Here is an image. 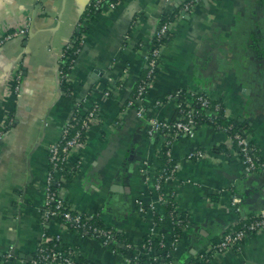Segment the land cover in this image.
I'll return each mask as SVG.
<instances>
[{"label": "crops", "instance_id": "crops-1", "mask_svg": "<svg viewBox=\"0 0 264 264\" xmlns=\"http://www.w3.org/2000/svg\"><path fill=\"white\" fill-rule=\"evenodd\" d=\"M181 1L123 0L88 20L90 0H0V36L18 27L33 35L27 47L22 38L0 46V127L7 124L0 138V264L10 253L32 256L12 264H33L45 230L78 257L102 264H126L143 251L140 245L153 231L169 244L171 221L154 222L155 212H163L154 179L164 138L157 134L160 143L155 144L148 119H175L178 90L222 102L229 117L247 127L264 160V0H201L182 13L171 25L143 96L146 115H138L135 90L147 77L153 38L162 17L178 11ZM79 25L86 28L83 46L63 81V50ZM64 82L71 84L70 94ZM93 106L98 116L85 132V144L70 154L58 193L78 211L100 212L106 227L131 245L128 252L43 215L49 148L76 112ZM229 139L228 132L202 124L194 136L171 144L179 167L165 187L191 221L171 264H264V231L248 234L240 250L207 262L199 258L213 240L264 209V173L248 177L238 156L213 150ZM195 149L216 156L191 160L188 154ZM139 203L147 209L140 211Z\"/></svg>", "mask_w": 264, "mask_h": 264}, {"label": "built area", "instance_id": "built-area-1", "mask_svg": "<svg viewBox=\"0 0 264 264\" xmlns=\"http://www.w3.org/2000/svg\"><path fill=\"white\" fill-rule=\"evenodd\" d=\"M123 0H90L87 6V14L92 11H102L105 9L113 10L118 7V5ZM201 2V0H182L181 7L178 10V13H174L175 18L171 20L168 18L165 20L160 27H158L155 36L161 37L162 35H166L170 32L172 23L181 16L182 13L191 12L194 8ZM179 12L181 14L179 15ZM173 13V12H172ZM28 30L27 28H15L9 32H7L4 36H0V46H2L7 41L13 38H25L27 36ZM80 42H82L83 37L81 35ZM82 44V43H81ZM165 44L159 43L157 46L149 50L147 54V78L148 81L145 84H141L138 86L136 100H143V96L147 92L150 83L152 82L158 67H159V60L161 59L162 49L164 48ZM72 44L71 41L66 45L65 49L63 50L62 56V65H61V74L62 80L66 79V76L69 74L73 63L75 60H69V57L66 55V49L71 48ZM81 49H78L76 52H80ZM20 83H21V74L18 73L15 82L13 83V90L15 93H19L20 90ZM109 91L106 92V95H109ZM176 99H178V115L175 120H158L156 118H149L148 119V134L153 136L155 134H160L164 138V142L167 143L169 147V154L171 156L170 147L172 142L177 138L182 137H192L195 135L197 130V121H196V114L197 109L196 106L200 105L203 107L208 108L211 104V98H209L206 94L203 93H191L189 91L178 90L177 93L174 95ZM182 98V100L180 99ZM133 102H130V105H133ZM138 115L140 117H144L146 115V109L143 105H140L137 108ZM99 108L97 106H93L90 110L84 113V117L81 123V129H73V125L69 123L63 129L61 138L59 141L51 144L49 148V172L47 175V180L44 189V209L43 215L45 221H56V217L62 216L65 220L70 221L73 225L76 226V229H72L80 234L79 228H84L87 226V223L82 222L81 218V211H78V214H72L71 210L66 207V210H63L64 199L60 197L58 191L52 189L53 181L57 182L60 186L61 181L63 179V173H65L66 164L70 154L77 148L82 147L85 144V132L94 122L95 118L98 116ZM226 115L227 110H226ZM229 116V115H228ZM7 128V124H4L0 127V138L5 133ZM74 131V134L70 135V132ZM165 131V132H164ZM229 134V133H228ZM168 135H171L172 138L169 139ZM229 153H234L238 156L245 168L246 173H257L262 172L264 173V160H256L250 152L249 148V138L246 135V132L237 133L233 137L229 134ZM236 144V146H235ZM227 154V152H223ZM209 156H216L215 153L207 152L203 149H195L192 150L188 154V158L191 160L199 161ZM179 167L178 165H176ZM61 173H57V172ZM162 176V175H161ZM173 175H168L165 178V183L169 179H171ZM164 188L166 189L165 185ZM155 191L160 196V200L166 202L168 200V189H166L165 194H161L158 190L162 189V185L159 182V179L154 185ZM59 190V189H58ZM172 195L173 192H171ZM235 202H238L239 199L235 198ZM140 211H145L147 209L143 203H139ZM94 214H86L85 217L87 219H91ZM68 227L66 224L61 223ZM242 227L240 229H232L227 231L221 238V241L218 243H210L207 247H205L199 254V258L203 259L205 257L211 256V258L229 252L231 250H240L242 247L243 241L248 234L252 233H259L264 231V209H261L257 214L250 216L248 219L242 222ZM70 228V227H68ZM71 229V228H70ZM95 232L99 236L104 238L101 241L103 244L109 242V240L114 238V233L110 229H97L95 228ZM85 237H93L97 238L94 234L90 235H83ZM148 236L153 237L155 236L154 231L150 233ZM60 241L61 238L56 236ZM48 240L46 233H43L42 240L39 246L44 244ZM179 240V239H178ZM177 240V241H178ZM177 241H171L169 244L166 242L162 245L161 250H154L150 246L144 245L142 246V252L138 254H146L150 257L158 258V255L162 252V250H169V253L173 254L174 249L176 248ZM42 255L40 259H33V264H41L42 262H46V264L52 263H59V264H76L77 257L79 253L74 249L65 250L62 248L61 245H58L57 248L52 249L49 252H45V249H42ZM49 262V263H47ZM102 264V263H96ZM126 264H137L132 262L130 258Z\"/></svg>", "mask_w": 264, "mask_h": 264}, {"label": "trees", "instance_id": "trees-1", "mask_svg": "<svg viewBox=\"0 0 264 264\" xmlns=\"http://www.w3.org/2000/svg\"><path fill=\"white\" fill-rule=\"evenodd\" d=\"M96 12H97L96 10H92L88 14L86 13L85 19H88V20L91 19L92 17H94ZM174 13H178V11L165 14L161 19L160 25L165 20H167L168 18H171V20H173L175 18ZM180 14H181V12H179V15ZM82 21H83V19H82ZM160 25H159V27H160ZM84 31H86V28L83 25H79V27L75 31V34L71 40L72 47L66 49V55L69 57V60H73V59L76 60V58L78 57L79 52H76V51L78 49H81L83 46V45H81L80 37ZM168 36H169V33H167L166 35H162L161 37L154 36L151 49L154 48L155 46H157L159 43L165 44L167 39H168ZM151 49H150V51H151ZM159 63H160V60H159ZM147 71H148V69H147ZM147 81H148V78L146 77L145 80H141L139 82V84L137 85V88L135 90V94H137L138 86L141 84H145ZM63 90L66 93L70 94L72 92L71 84L64 82ZM180 99L182 100V98H180ZM134 105L138 108L142 104L136 102ZM196 109H197V114H196L197 127H199L202 124H210V125L216 126L217 128L228 132L232 137L237 133H243L244 134L247 130V127L244 124H241V122H237V121L231 119L228 115H226V108L224 107V105L220 101L211 100V104L208 108L197 105ZM83 117H84L83 114H81L80 112H76L74 114V116L71 118L69 124L74 126L73 129L74 128L75 129H81V123H82ZM71 134H74V131H71L70 135ZM155 135L156 136L153 135L154 140H155V144H159L160 143V136H158L157 134H155ZM168 138L171 139L172 136L168 135ZM235 146H236V144H235ZM249 148H250L251 154L253 155V157L256 160H262V158L260 157V155L258 153V149H257L256 145L252 141H249ZM213 150L217 151V152L222 151V150L228 151L229 145L223 144L220 147H214ZM157 155H158V158H157L158 166L156 169L157 175L154 179L155 180L154 183H156L157 180L159 179V182L162 185V189H160L158 191L161 192V194H165L167 192L166 189L164 188L165 178L168 175L174 176L175 173L177 172L178 167L176 166L177 164H176L175 160L173 159V157L170 156V154H169V147L167 146L166 142H163L161 144V147L158 150ZM57 173H61V172L58 171ZM51 186H52L53 190L58 191L59 185L57 184V182L53 181ZM63 204L65 207V208H63V210H66V207H67L71 210L72 214H78L79 213L78 210L74 209L71 206V204L69 202H67L66 200L63 201ZM162 208H163V212H161V213L155 212V214H154L155 225L160 226L165 220L171 221L172 229H173L172 240L177 241L179 239L181 233L185 229V227L191 223L190 216L186 212H181V211L177 210L176 203L174 200V195H172L170 192L168 193V200L166 202L162 203ZM81 218H82V222L87 223V226L84 228H79L80 234H83V235L94 234L98 240L103 241L104 238L102 236H99L97 234V232H95V228L103 229V230H106V229L110 230L111 229L114 233V238L109 240V242L104 244V245L106 247H110L114 250H119V251H123V252L129 251L131 245H129V247H128V242L124 240L122 233H120V232H118L112 228L106 227V225L104 224V221L101 218L100 212H97L96 214H94L91 219H87L85 217V213H81ZM55 219L59 223L66 224L71 229H76V226L73 225V223L65 220L62 216H58ZM241 224H242V222L232 229H240L242 227ZM232 229H230V230H232ZM45 233H46V236L48 237V240L44 244L39 246L38 250L33 254L34 260L41 258V255L43 253L42 252L43 248L45 249V252H49L52 249L57 248L58 245H61V241L55 235H52L48 230H45ZM221 238L215 239L211 243H218L221 241ZM166 242H167L166 238L161 234L153 236V237L145 236L143 239V242L140 245V248L144 244V245L150 246L154 250H161L162 245ZM119 243L122 245H119ZM62 248L65 250H68V251L72 249L71 247H68V246H62ZM169 252H170L169 250H162V252L158 255V258L150 257L146 254H138V253L135 254L134 253L132 255L131 259H132V262L137 263V264H171L174 262V257H173V254L169 253ZM212 258H211V256H209V257H205V258L200 259V260L207 262V261L211 260ZM47 263H49V262H47ZM96 263H98V262L90 261L88 259H85L82 256H79L77 258V262H76V264H96ZM5 264H6V262H5ZM41 264H46V262H42Z\"/></svg>", "mask_w": 264, "mask_h": 264}, {"label": "water", "instance_id": "water-1", "mask_svg": "<svg viewBox=\"0 0 264 264\" xmlns=\"http://www.w3.org/2000/svg\"><path fill=\"white\" fill-rule=\"evenodd\" d=\"M32 34L29 33V35H27L25 38L22 39V44L23 46L27 47L28 44H29V39L32 38ZM138 103L142 104L143 103V100H136ZM248 177H250L251 175H253L252 173H247ZM15 259H26V260H29L31 261L32 260V256H29V255H26V254H15V253H10L7 258H5L6 260V263L7 264H12V262L15 260Z\"/></svg>", "mask_w": 264, "mask_h": 264}]
</instances>
